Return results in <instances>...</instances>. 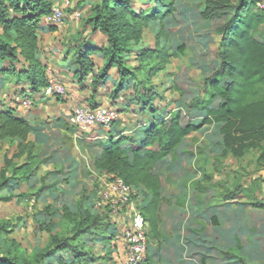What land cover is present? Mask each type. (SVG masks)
I'll use <instances>...</instances> for the list:
<instances>
[{"label":"rangeland","instance_id":"1","mask_svg":"<svg viewBox=\"0 0 264 264\" xmlns=\"http://www.w3.org/2000/svg\"><path fill=\"white\" fill-rule=\"evenodd\" d=\"M157 1L134 0L132 8L135 17L130 22L139 21L137 15L142 12L149 14ZM174 1L173 10H166L162 18L150 20L142 28V34L131 32L121 58L125 69L131 73L128 77L124 79L117 66H108V57L96 54L92 57L93 71L82 81L76 63L79 49L107 45V36L95 32L88 23L93 8L100 0H49L52 10L43 18L39 29V50L42 61L48 67L49 85L46 89L54 82L60 87L59 92L46 94V97L39 94L32 99L34 105L32 103L26 108L17 99H25L23 92L30 91V84H17L13 77L6 82L0 79V100L6 105L17 106L22 114L31 116L38 123L46 122L48 125L44 134L52 139L44 138L43 143L51 141L53 145L48 150L52 152V160L41 163L44 144H37L35 153L40 155L38 175L24 182L18 190L0 194V225H9L6 231H0L1 251L9 249L24 255L38 253L50 239L46 227L61 238L73 237L80 221H83V214L79 212L80 203L85 205V195H91L94 209L104 223L116 225L119 233L109 231L104 238L94 229L96 236L89 233L81 237L77 234L75 243L91 251L96 257V264H121L124 260L122 227L129 218L127 213H114L101 199V179L91 182L79 167L77 185L73 186L69 199H66V190L61 185H53L45 192L39 187L41 177L45 175L46 185L54 183L56 175H50L51 172H55L62 185L66 186L64 177L72 173L71 167L75 162L87 167L86 149L97 141V137L116 139L121 133L130 137L131 144L140 146L149 127L171 119L178 111L184 114L186 120L197 125L203 123L207 111L199 109L198 104L209 99L206 79L220 65L222 35L217 28L222 27L226 19L204 21L201 18L202 8L196 0ZM55 7L61 11L62 20L53 18ZM253 8L260 11L258 5ZM51 26L57 30L51 31ZM257 37L264 41V25ZM158 44L167 51V61L163 62L161 58L157 62H143L139 59L142 53L158 47ZM183 45L185 48L181 52L178 48ZM158 63H162L164 68L159 73H150ZM12 64L18 68L23 66V63ZM12 64L6 63L7 67ZM94 77L104 81V85L97 86L96 90L93 88ZM137 93H147L151 101L143 104L146 101L140 99ZM83 105L113 108L118 110L119 118L114 121V127L112 124L109 128L100 127V130L74 127L69 123L71 115L76 107ZM220 128L221 124L216 123L203 125L183 140L177 150V160L169 155L157 162L153 170L162 181V189L165 187L164 205L171 214L169 218L161 211L167 223L166 231L169 230L166 233L172 236L173 247L169 251L172 256L178 240L184 260L181 264H202V260L203 264H242L237 260L227 261L223 254V251L240 242L241 253L247 257L246 263L264 264V208L256 206H264L262 150L252 149L241 158L232 155L223 157ZM31 138L34 139V135ZM82 139H85L84 142H80ZM16 152V143L0 142V174L5 167V157H12ZM174 160L181 167L177 172L171 166ZM24 161L25 157L14 159L17 164ZM91 190L94 194L90 193ZM47 205L51 208L46 214ZM65 205L76 212L75 221L63 218ZM55 209L58 213L51 215L50 212ZM149 238L151 251L156 253V264H166L164 258L159 260L160 241L153 240L151 233ZM59 255L70 257L68 252L58 253L51 264H59Z\"/></svg>","mask_w":264,"mask_h":264},{"label":"trees","instance_id":"2","mask_svg":"<svg viewBox=\"0 0 264 264\" xmlns=\"http://www.w3.org/2000/svg\"><path fill=\"white\" fill-rule=\"evenodd\" d=\"M133 1L100 0L93 8L88 23L95 32L98 31L107 36V45L97 48L92 45L85 50L79 49L76 63L79 65L78 72L82 81L93 71L92 57L96 54L108 57L107 65L117 66L120 75L124 79L128 77L131 73L125 69L121 58L127 49L131 32L142 34V28L147 26L150 20L162 18L166 10L170 12L173 10L175 4L174 0H158L156 7L149 14L142 12L137 15L139 21L131 23V19L135 17ZM259 1L196 0L202 8L201 18L204 21L226 19L225 24L217 28L222 35L219 51L220 65L206 79L205 86L209 99L198 104L199 109L207 111V117L202 124L197 125L189 119L186 120L184 114L178 111L173 113L171 119H164L149 127L140 146L131 144L130 137L120 133L119 136L117 134L116 139L97 137V141L91 143L86 149V153L93 159L92 171L85 169L88 174L93 172L97 175L115 174L134 188L132 197L136 201L137 209L145 216L148 223V236L151 233L153 240L172 242L171 234H167L161 228L165 187L162 189V181L153 170L157 162L169 155L176 159L177 150L188 135L205 124H221L223 157L232 155L241 158L252 149H260L262 150L260 160L264 162V41L257 37L261 26L264 25V9L259 8L260 11H255L253 8L254 5L259 6ZM51 8L49 0H0V28L2 29L0 32V79L6 82L13 77L17 84L23 82L30 84V91L23 92L25 99L32 100L39 94L46 97L44 93L49 85L48 67L41 59L39 29L42 27L43 18L51 12ZM50 30L57 29L51 26ZM156 46L158 47L149 48L142 53L139 59L143 62L145 60L157 62L161 58L163 62L167 61V51L160 44ZM184 48L183 45L178 50L183 52ZM8 62L23 63V66L18 68L12 64L7 67ZM162 63L153 66L149 72L159 73L164 68ZM103 82L100 77H94V90L97 86L104 85ZM137 95L146 101L143 104L151 101L147 93H137ZM32 101L34 105V100ZM44 129L45 124L36 123L31 117L22 114L17 106L6 105L0 100V142H13L17 147V152L12 157H5V167L0 174V194L18 190L24 182H29L40 170L37 163L40 155L35 153V149L37 144L41 145L43 139L49 137L44 134ZM31 133L34 139L30 138ZM44 147L51 149L52 144L48 143L43 145ZM42 152L41 163L51 156L45 150ZM23 157H25L23 163L14 162V159ZM176 160L171 166L177 172L181 167L176 164ZM52 173L56 175L54 183L46 185L48 184L45 182L47 175L42 176L39 190L45 192L49 187L58 184L57 186L61 185L63 189L65 188L64 194L66 199H69L73 193V186L77 185L78 173L69 174L68 177H64L65 180L62 179L66 186L62 185L61 179H58L55 172H51L50 175ZM14 180L17 182L13 183ZM90 193L94 194L92 190ZM85 196V205L80 203L79 206L83 221H80L76 235L71 238H61L59 234L52 233V230L46 227V231L50 233L46 247L33 255L13 253L14 251L9 249L3 252L0 249V264H51L56 254L66 252L70 254V257L59 255V264H96V257L92 252L85 249L83 245L75 243L77 234L81 237L89 233L96 236L93 232L97 229L102 237L107 238L105 234L109 231L119 233V229L116 225L104 223V219L94 209L95 203L91 195ZM230 198L233 199V197ZM256 206L264 208L261 204ZM50 208V205L46 206V214ZM62 212L64 219L75 221L76 212L71 211L67 205L63 206ZM55 213H58L57 209L50 212L51 215ZM86 223L90 224L85 225ZM8 227L9 225H0V231H6ZM149 241H151L150 238ZM160 242L159 260H162L161 252L164 243L160 244ZM175 243L172 256L179 258V262L183 263L181 242L177 240ZM150 246L151 243H149L144 264H156L154 256L156 253L151 251ZM241 249V244L238 242L235 247L223 251L225 259L248 264L247 257L241 253Z\"/></svg>","mask_w":264,"mask_h":264},{"label":"built area","instance_id":"3","mask_svg":"<svg viewBox=\"0 0 264 264\" xmlns=\"http://www.w3.org/2000/svg\"><path fill=\"white\" fill-rule=\"evenodd\" d=\"M259 6L264 9V0H260ZM53 18L62 20L61 11L56 7L53 9ZM59 88L52 82L44 95L57 93ZM17 101L26 108L32 105L30 99L19 98ZM117 111L100 105L78 106L71 115L70 123L80 129L109 128L119 118ZM102 175L101 199L114 213H127L129 218L122 227L125 256L121 264H144L149 249L148 223L145 216L137 209L136 201L132 197L134 188L118 175L108 173Z\"/></svg>","mask_w":264,"mask_h":264},{"label":"crops","instance_id":"4","mask_svg":"<svg viewBox=\"0 0 264 264\" xmlns=\"http://www.w3.org/2000/svg\"><path fill=\"white\" fill-rule=\"evenodd\" d=\"M26 116H29V115H26ZM29 117H31V116H29ZM35 122L36 123H38L37 122V120H35ZM48 122V121H47ZM39 124H45V129H44V131L46 130V128H47V123L46 122H39ZM32 135H33V133H31V135H30V138L32 137ZM32 139V138H31ZM52 139V138H51ZM42 144H44V145H47L48 143H42ZM49 144L51 145L52 143H51V141L49 142ZM53 146V145H52ZM44 150L46 151V152H48V154H51L52 152L51 151H48L49 149H46L45 147H44ZM52 158V154H51V156H50V158L49 159H47L46 161H50V160H52L51 159ZM86 158V166L87 167H85V166H83V165H80V164H78V163H76L75 162V164H73L72 165V167H71V174L72 175H75V173H79V167H81L82 169L81 170H84L83 172H86V168H89L91 171H92V167H91V164H92V157L91 156H86L85 157ZM45 161V162H46ZM86 175L88 176V178L91 180V182H94L96 179H101L102 178V176L103 175H97V174H95L94 172H93V174H88L87 172H86ZM85 184H86V182H85ZM95 188V187H94ZM162 211H164V212H166V214H167V216L170 218L171 217V214H170V211L168 210V207L166 206V205H164L163 204V207H162ZM170 214V215H169ZM163 218H164V216H163ZM165 223H166V220H165V218L163 219V223L161 224V228L162 229H164L165 231H166V228H165ZM167 224V223H166ZM171 227H173V226H171ZM169 231V230H168ZM168 231H166V232H168ZM172 243L173 242H170V243H164L163 245H162V258H164V261H165V263L167 264L168 262H172L173 264H181L179 261V258L178 259H176L175 258V256L173 255V256H171V255H169L170 253H169V250H170V248H172L173 246H172ZM172 246V247H171ZM175 246V245H174ZM168 259H170V260H168Z\"/></svg>","mask_w":264,"mask_h":264}]
</instances>
